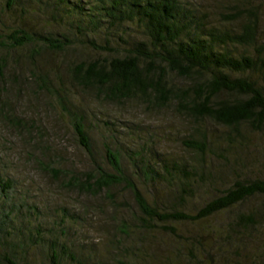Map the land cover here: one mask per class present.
I'll use <instances>...</instances> for the list:
<instances>
[{
	"label": "trees",
	"instance_id": "trees-1",
	"mask_svg": "<svg viewBox=\"0 0 264 264\" xmlns=\"http://www.w3.org/2000/svg\"><path fill=\"white\" fill-rule=\"evenodd\" d=\"M14 3L15 0H6V9L10 10ZM236 3L229 12L219 13V21L211 24L187 0H45L47 13L56 19L65 15L66 32L72 34L31 33L16 27L8 29L5 36L0 35V49L4 51L0 64L10 49L30 48L28 60L33 64L39 50L65 55L68 49L81 46L105 56L90 63L68 65L69 85L112 104L134 100L147 110L170 108L178 116L194 122V133L201 139L185 140L183 146L196 158L200 156L201 163L189 167L175 161L163 163L162 174L156 172L158 163L147 161L143 167L146 182L163 178L172 204L168 202L166 206L157 201L151 204L136 183L125 176L119 155L107 146L104 148L108 170L96 166L89 187L85 181L75 179L67 184L85 193H99L119 185L129 190L142 216L137 219L139 224H133L136 230L150 233L159 227L173 241L174 260L171 262L167 255L166 260L171 262L168 264H202L201 258L207 252V245L198 236L202 229L197 234H182L176 224H200L251 198H264V179L246 180L244 170L231 152L237 141L245 139L242 131L264 134V35L259 31V13L254 0H236ZM20 12L24 16L27 11L21 8ZM235 23L238 28L233 26ZM5 68L0 65V84L6 82L2 73ZM28 75L27 79L40 91L49 92L47 74V77L37 75L31 70ZM204 121L228 131V142L222 152L226 155L214 154H220L223 166L209 172L203 171V159L211 147L208 142L212 141L199 128ZM73 130L79 145L89 153V138L80 120L73 123ZM253 163L251 168L255 167L256 162ZM58 175L55 172V177ZM93 186L95 191L91 190ZM216 186L221 190L217 192ZM200 191L203 197L208 192L215 195L197 204L191 214L176 209L198 199ZM14 208L0 212V230L11 229L6 239H0V264H26L21 256L35 255L41 248L48 249L50 264H60L56 242L45 240L38 225L29 228L33 207L23 202ZM27 229L29 235L25 237ZM217 234L220 239L215 238L212 243L218 246L216 254L223 255L221 245L224 244L228 252L232 250L231 253L240 255L241 239L248 237L250 244L246 247L252 253L244 254L248 255L245 259L264 264V210L260 214L236 212L235 218L220 226ZM138 241L141 245L146 243L144 239ZM126 248L127 256L113 259V264H131L130 256L139 263L146 261L148 254L141 248ZM220 256L218 262L226 264L227 260Z\"/></svg>",
	"mask_w": 264,
	"mask_h": 264
},
{
	"label": "rangeland",
	"instance_id": "rangeland-1",
	"mask_svg": "<svg viewBox=\"0 0 264 264\" xmlns=\"http://www.w3.org/2000/svg\"><path fill=\"white\" fill-rule=\"evenodd\" d=\"M5 1L0 0L2 36L7 34L8 29L16 27H23L31 33L72 34L66 32L68 26L63 23L65 15L56 19L47 13L43 5L45 0H15L10 10L6 9ZM187 1L204 13L211 24L219 21V13L229 12L237 5L236 0ZM254 6L259 13L260 34L264 35V0H254ZM21 8L27 11L24 16ZM233 26L238 28L236 23ZM69 30L72 31V28ZM30 50L28 47L10 49L0 64L6 66L2 72L6 82L0 84V212H6L10 207L18 208L23 202L32 206V224L29 228L38 225L45 240L56 242L60 264H113V259L120 260L127 256V246H134L137 250L141 248L148 254L142 263L130 256L131 264L171 263L174 260V243L165 237L159 227L146 233L133 226L139 224L137 219L142 216L129 190L119 185L97 193L93 186L91 190L95 193H85L67 184L75 179L85 181L89 187L96 166L108 170L104 148L107 146L119 155L125 176L136 183L143 196L151 204L157 201L167 206L170 202L167 184L162 182L163 178L155 179L154 183L146 182L142 175L143 167L147 161L158 163L156 172L162 174L163 163L175 161L188 167L201 163L200 156L196 158L183 146L185 140L201 139L198 133H194L196 125L170 108L147 110L134 100L112 104L69 85L68 65L90 63L103 59L104 54L81 46L68 49L65 55L39 50L33 64H29ZM3 56L4 51L0 49V58ZM31 70L37 75H48L49 92L40 91L33 81L27 79ZM78 120L89 138V153L79 145L75 136L73 123ZM199 128L212 141L208 142L211 147L205 153L203 171L217 170L223 166L219 155L224 154L228 131L207 121L199 124ZM244 131L245 139H239L240 142L237 141L231 152H234L236 162L240 163V169L244 170L242 174L246 180L264 179V134ZM217 152L220 154L214 155ZM253 162L256 164L251 168ZM54 171L59 173L58 178ZM216 189L217 192L221 190L220 186H216ZM213 195L214 192H208L203 197L200 191L198 199L191 204L186 202L184 208L177 206L176 209L191 214L197 204ZM112 202L116 205H112ZM263 210L264 198L258 196L233 210L213 215L206 222L176 224V228L182 234H197L202 229L200 235L198 233L199 240L208 246L201 258L202 264H223L218 262V246L212 245L215 238L220 239L217 237L220 226L231 222L236 212L255 211L260 214ZM9 232V227H3L0 239H6ZM231 234L233 237L236 235ZM27 235L28 229L24 231V236ZM139 238L146 243L141 245ZM241 240L240 255L231 253L232 250L228 252L227 247L221 245L223 255L220 258L227 260L226 264L234 261L256 264L253 260L245 259L252 253L251 248L246 247L250 244L248 237ZM116 242L119 245H114ZM41 249L35 255L21 256V260L26 264H50L48 249ZM167 255L171 262L166 260Z\"/></svg>",
	"mask_w": 264,
	"mask_h": 264
}]
</instances>
